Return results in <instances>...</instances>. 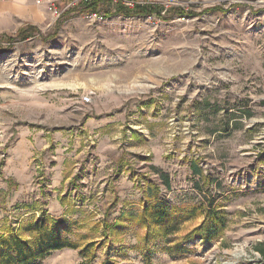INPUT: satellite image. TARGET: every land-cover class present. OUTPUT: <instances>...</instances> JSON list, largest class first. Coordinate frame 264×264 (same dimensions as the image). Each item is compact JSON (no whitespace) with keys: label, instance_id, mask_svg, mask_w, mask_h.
<instances>
[{"label":"rangeland","instance_id":"rangeland-1","mask_svg":"<svg viewBox=\"0 0 264 264\" xmlns=\"http://www.w3.org/2000/svg\"><path fill=\"white\" fill-rule=\"evenodd\" d=\"M51 1L62 14L54 18L43 4L44 32L31 24L32 14L18 30L0 24V236L46 214L76 223L69 239L80 248L43 264H80V249L92 241L101 243L95 264L108 257L145 264L137 240L146 230L136 225L144 207L158 200L192 209L213 199L228 217L224 234L210 244L188 243L192 252L175 257L162 250L167 241L153 244L152 262L264 264L256 251L264 249V0H146L168 9L164 19H94L70 13L83 0ZM175 8L187 14L175 15ZM23 29L27 38L17 39ZM100 100L125 110L120 158L101 162L112 154L99 149L113 145L81 127L85 155L70 161V172L54 145L28 161L8 156L22 126L53 139L69 128L61 109L83 104L89 113ZM209 132H218L215 143L206 140ZM152 164L170 172L169 188ZM191 165L202 175L193 177ZM203 220L189 216L170 240L181 241Z\"/></svg>","mask_w":264,"mask_h":264},{"label":"trees","instance_id":"trees-1","mask_svg":"<svg viewBox=\"0 0 264 264\" xmlns=\"http://www.w3.org/2000/svg\"><path fill=\"white\" fill-rule=\"evenodd\" d=\"M78 12L101 15L102 17L123 16V17H156L164 19L162 9L156 5H138L129 9L122 3L112 0H83L77 6L70 9V13ZM103 11V13H101ZM169 12V11H168ZM176 15H185L187 12L182 8L173 9ZM169 18V17H168ZM166 18V19H168ZM29 31H37L33 26ZM26 31H19L17 39L25 40ZM57 33L45 37L46 41L56 38ZM194 174L202 175L199 167H192ZM167 186L170 181L163 177ZM203 217L200 225L193 228L184 235L179 242H173L170 238L177 235L181 224L190 217L197 214ZM136 225L144 228V236L138 237L137 250L145 258V264H154L152 255L158 251L152 250L153 244L168 242L162 250L170 256L184 255L192 251L186 249V245L193 241L203 244H210L221 237L227 229L228 217L225 212L216 204V200L210 199L207 204L195 206L192 209L172 208L169 205L156 200L153 204L144 207ZM76 223H68L64 218L55 219L42 214L39 217L32 216L20 223L17 232L10 231L9 235L0 236V264H43L53 253L65 249L77 250L80 246L69 239L75 231ZM112 229L113 226H105ZM86 237H83V240ZM101 243L92 241L87 243L79 251L82 259L80 264H95L97 260V249ZM256 251L263 255L264 249L256 247ZM101 264H119L112 258H106Z\"/></svg>","mask_w":264,"mask_h":264},{"label":"crops","instance_id":"crops-1","mask_svg":"<svg viewBox=\"0 0 264 264\" xmlns=\"http://www.w3.org/2000/svg\"><path fill=\"white\" fill-rule=\"evenodd\" d=\"M32 0H0V24L1 28H12L11 30H18L21 26H23L24 23H26V17L28 14H32V18L34 21H32L31 24L34 26H37L38 29H40L42 32H44L46 29L49 28V26L45 27L44 29L41 28V23L43 22L44 18L42 15V10H44L43 5H35L37 6V12H34L32 10ZM33 11V13H32ZM28 23V22H27ZM8 30V29H6ZM12 31V32H13ZM4 33L3 31H0V34ZM9 32V31H8ZM100 103H96L91 108L92 112L90 114L85 112L84 105H73L70 104L64 109H61L64 114V119L67 120V123H65L66 128L65 130H60V132H56V137L53 139L49 138L47 136V133L45 134L40 129H37L36 127H29V126H22V135L23 137L19 139V141L8 150V156L12 159L16 157L17 159H23V161H28L30 157H32L35 153L38 151H46L48 148H50L52 145L56 147L55 153H56V160L57 161H63L64 163L67 162V165L69 166V169L64 166V172H70L72 171L70 168V161L78 160L79 158H82L83 155H85V152L82 147L83 143V136H78L77 133L81 130L78 129V127H81V129H85V131H97L100 136V139L103 140V144L108 145L109 147H114V150L111 151L110 149L107 151L104 147L102 149H99V152L110 153L112 154L111 158H108L107 156H100L101 162H106L109 160V162L115 161L116 158H120V152L117 149L118 146V139L122 136L121 130L122 125L121 122L124 119L125 110H113L109 109L107 105H104L102 101H99ZM98 104V105H97ZM144 110H142L143 112ZM140 114V112H139ZM152 114V113H151ZM135 117V114L133 115ZM132 117V118H133ZM135 119V118H133ZM73 126V128H70ZM118 126V127H117ZM86 131V132H87ZM218 133V132H217ZM212 136L210 132L207 135L206 139L208 142L214 141L216 142L215 134ZM60 134V135H59ZM205 134V133H204ZM33 137L31 146L27 145V138ZM102 137V138H101ZM134 138V137H133ZM210 140V141H209ZM130 142H134L131 141ZM72 143V145H71ZM130 144V143H129ZM65 146L66 148H63ZM67 151V153H64V159L59 156L60 152ZM10 152V154H9ZM58 155V156H57ZM18 156V157H17ZM158 164H161L162 158L159 160L155 159ZM154 170L158 174V178L166 177L169 179L170 183L171 181V175L169 177L170 172L166 171L163 166L161 165H154ZM194 165H191V169ZM101 167L103 165L101 164ZM190 169V170H191ZM76 171V170H75ZM74 171V172H75ZM193 177H199V175L194 174L193 169L191 170ZM59 174V173H58ZM63 174V173H62ZM62 174L58 175V177L61 178ZM69 175V173H68ZM75 177V174L70 175L67 179V181L71 180ZM64 178V177H63ZM151 186V185H150ZM167 186V185H166ZM148 188V186H147ZM169 188V186H167ZM148 190V189H147Z\"/></svg>","mask_w":264,"mask_h":264},{"label":"built area","instance_id":"built-area-1","mask_svg":"<svg viewBox=\"0 0 264 264\" xmlns=\"http://www.w3.org/2000/svg\"><path fill=\"white\" fill-rule=\"evenodd\" d=\"M37 5H43V4H47L49 11L51 12L52 16L54 18H58L62 12L59 11L58 7L55 5V3L51 0H35ZM114 2V4L116 3H122L124 6H126L129 9H134L136 6L138 5H154V4H158L156 2L153 1H146V0H130V1H123V0H112ZM168 9H165L164 11H162V15L164 16L166 13H168L167 11ZM91 16L96 19L98 18L99 15L97 14H91ZM102 18V17H101ZM151 18H156V17H151ZM82 103L85 105H90L92 103V94L86 95L84 97H82L81 99Z\"/></svg>","mask_w":264,"mask_h":264}]
</instances>
